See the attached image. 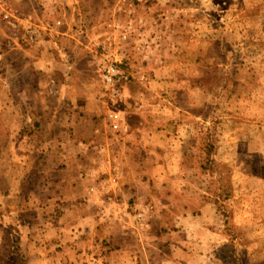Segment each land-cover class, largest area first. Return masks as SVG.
Instances as JSON below:
<instances>
[{"label": "rangeland", "instance_id": "1", "mask_svg": "<svg viewBox=\"0 0 264 264\" xmlns=\"http://www.w3.org/2000/svg\"><path fill=\"white\" fill-rule=\"evenodd\" d=\"M0 264H264V0H0Z\"/></svg>", "mask_w": 264, "mask_h": 264}, {"label": "built area", "instance_id": "2", "mask_svg": "<svg viewBox=\"0 0 264 264\" xmlns=\"http://www.w3.org/2000/svg\"><path fill=\"white\" fill-rule=\"evenodd\" d=\"M98 72L104 88V97L109 101L112 109L110 111V127L116 133L128 132V127L122 121L121 112L118 107L125 100V89L131 81V73L120 67L118 61L110 54L101 58Z\"/></svg>", "mask_w": 264, "mask_h": 264}, {"label": "crops", "instance_id": "3", "mask_svg": "<svg viewBox=\"0 0 264 264\" xmlns=\"http://www.w3.org/2000/svg\"><path fill=\"white\" fill-rule=\"evenodd\" d=\"M119 170H120V171H119V173H120V172H121V169L119 168ZM119 173H118V174H119ZM92 202H93V200H92ZM119 203H120V201H119V200L116 201L115 199H114V200H111V201H108V202H107L106 200H104L102 205H103V206H107V207H108V205H109V206L112 207V206L117 205V204H119Z\"/></svg>", "mask_w": 264, "mask_h": 264}, {"label": "trees", "instance_id": "4", "mask_svg": "<svg viewBox=\"0 0 264 264\" xmlns=\"http://www.w3.org/2000/svg\"><path fill=\"white\" fill-rule=\"evenodd\" d=\"M207 148L209 149L208 151L210 152V151L212 150V145H208ZM208 159H209V160H208ZM208 159H207V160L210 161V158H208Z\"/></svg>", "mask_w": 264, "mask_h": 264}]
</instances>
